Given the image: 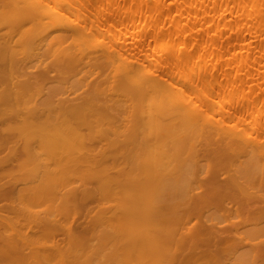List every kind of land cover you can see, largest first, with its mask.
<instances>
[{"label":"rangeland","instance_id":"obj_1","mask_svg":"<svg viewBox=\"0 0 264 264\" xmlns=\"http://www.w3.org/2000/svg\"><path fill=\"white\" fill-rule=\"evenodd\" d=\"M65 2L73 24L55 15ZM36 3L19 16L0 0V264H264V0H39L41 16ZM106 56L150 86L181 72L177 93L204 91L197 111L215 100L238 138L196 141L200 172L170 195L179 204L132 211L126 186H109L147 145Z\"/></svg>","mask_w":264,"mask_h":264},{"label":"bare ground","instance_id":"obj_2","mask_svg":"<svg viewBox=\"0 0 264 264\" xmlns=\"http://www.w3.org/2000/svg\"><path fill=\"white\" fill-rule=\"evenodd\" d=\"M31 1L37 2L36 5L39 6L37 14L41 16L44 10L39 4V0H15L16 13L19 16H25L27 12L25 6L29 5ZM70 10L71 6L65 2L55 15L60 21L66 19V21L73 24L70 17L67 16ZM40 16H38V21H41ZM237 53L244 54L246 50L240 47L232 52V54ZM106 59L111 65L113 80L126 82L130 89L128 93L112 90L111 95L126 100V106L131 113H142L144 115L145 144L147 145L145 158L142 159L143 166L137 171H128L118 178L111 177L108 182L109 186L115 185V182L119 187L120 185L126 186V200L128 201V207L132 205V211L146 210L141 208L144 206L153 207L155 201H157L156 198L162 195L169 196L167 198L168 202L173 203L175 200L169 199L171 198L170 195L189 192L195 182V175L198 174V171L200 172L199 162L194 153L196 141L200 138L217 137L219 141L224 142L234 150L238 145V138L217 121L220 114L214 115L212 111V103L215 100L207 98L205 101L206 110L202 113L197 111L196 103L199 100L198 98H204V91L200 92L198 87L194 89L189 87L187 90L190 93L186 94V91L177 93L179 82H184V85H187V79L181 72H176L174 80L166 81L157 78L154 84L150 86L142 82L145 75L134 76L130 67L124 62H119L117 57L106 56ZM179 90L181 91V89ZM136 95L138 99L134 100L133 96ZM98 96L103 98L105 94L103 91H98ZM186 96H192L194 100L191 98L186 99ZM96 103L100 104L101 102L97 100ZM103 121L101 120L99 124L100 128L107 127L115 133L118 132L115 124ZM126 128L129 131L128 139L131 144L136 143V139L130 133L139 128L137 122L130 120ZM152 139H156V141ZM263 144L264 142L261 143V146ZM260 150L263 151V148ZM238 153L245 155L248 159H254L257 155L253 149ZM90 154V157H93V154ZM131 157L133 159L130 167L133 168V164L137 163L140 157L135 152ZM241 163L235 171L237 177H240V173L245 169ZM253 168L257 171L264 170L257 163L253 164ZM106 186L108 187V184L101 185L102 188ZM175 203L179 204L180 202L175 201L174 205ZM242 236L245 237L241 234L240 237ZM56 253L62 255L60 249H57ZM32 259L35 262V256H32ZM60 264L65 263L62 260Z\"/></svg>","mask_w":264,"mask_h":264}]
</instances>
